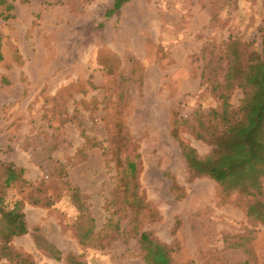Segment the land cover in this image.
<instances>
[{"label": "rangeland", "instance_id": "rangeland-1", "mask_svg": "<svg viewBox=\"0 0 264 264\" xmlns=\"http://www.w3.org/2000/svg\"><path fill=\"white\" fill-rule=\"evenodd\" d=\"M11 1L0 193L23 205L27 232L9 248L34 264H145L143 232L175 264H264V223L246 212L264 207V177L255 198L224 195L180 148L206 156L212 144L190 126L222 95L228 110L242 105L233 80L261 52L264 0H127L107 16L114 0ZM8 166L25 182L3 188Z\"/></svg>", "mask_w": 264, "mask_h": 264}, {"label": "trees", "instance_id": "trees-1", "mask_svg": "<svg viewBox=\"0 0 264 264\" xmlns=\"http://www.w3.org/2000/svg\"><path fill=\"white\" fill-rule=\"evenodd\" d=\"M125 1L127 0H114L105 16L118 10ZM12 8V1L0 0V19L10 18ZM232 70L229 60L227 76H230ZM233 81L236 87L245 91L242 105L237 110L230 111L227 98L222 95L220 109L210 110L194 126H190L195 138L212 144L211 152L201 157L189 145L180 143V148L192 176L209 177L217 183L224 195L237 191L255 198L262 194L260 181L264 177V34L261 37V52L248 59L246 68ZM178 122L181 120L176 118L171 122L175 138ZM186 123L187 121L184 122ZM127 171H135L133 162L127 164ZM22 173L23 169L8 166L2 179L3 188L16 182H25L21 178ZM246 212L250 218L264 223L262 202L251 201L246 205ZM26 232L23 205L15 202L12 207H8L3 193H0V260L5 258L10 264H34L28 257L14 252L8 246L14 237ZM88 234H77L81 245L86 244L83 239ZM138 243L145 264H175L169 257L168 246L152 239L148 234L140 233ZM66 260L72 262L74 258L67 256Z\"/></svg>", "mask_w": 264, "mask_h": 264}]
</instances>
